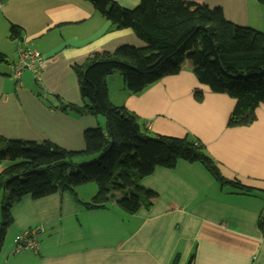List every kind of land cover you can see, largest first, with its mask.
<instances>
[{"label":"crops","instance_id":"obj_1","mask_svg":"<svg viewBox=\"0 0 264 264\" xmlns=\"http://www.w3.org/2000/svg\"><path fill=\"white\" fill-rule=\"evenodd\" d=\"M110 1L128 10L141 3ZM185 1L220 8L229 22L264 34V6L256 0ZM12 26L22 29L19 39L11 37ZM20 44L42 55L39 81L29 71L22 83L13 79ZM124 45L145 47L133 30L114 28L86 0H0V135L83 151L84 132L103 125L100 116L64 109L84 106L74 67ZM108 89L111 102L138 116L148 135L190 137L224 178L253 193L221 186L201 164L180 162L140 181L158 200L135 215L115 204L87 209L95 184L76 194L27 196L11 211L15 235L9 244L6 236L0 264H172L176 256L178 264H264V105L252 125L230 127L236 101L200 84L191 67L138 95L130 96L116 74ZM196 92L204 95L202 102ZM7 167L0 164V175ZM37 228H43L38 250L17 251L15 238Z\"/></svg>","mask_w":264,"mask_h":264},{"label":"trees","instance_id":"obj_2","mask_svg":"<svg viewBox=\"0 0 264 264\" xmlns=\"http://www.w3.org/2000/svg\"><path fill=\"white\" fill-rule=\"evenodd\" d=\"M118 30L131 29L145 47L124 45L113 53H99L83 66H75L83 107L65 106L80 116H103L106 132H84L85 148L68 151L50 141L10 140L0 135V253L9 228L11 211L24 197L42 199L71 192L88 184L97 186L87 209H118L135 215L150 210L155 192L140 186L157 168L174 170L178 163L201 164L221 186L244 193L253 190L224 178L205 147L190 137H152L140 119L109 96L108 78L119 75L131 95L143 93L164 78L178 76L191 67L198 82L214 94L236 101L229 126H250L255 111L264 105V34L229 22L220 8L185 0H141L133 10L110 0H86ZM264 6V0H256ZM22 29L11 27L19 39ZM5 58L0 53V62ZM202 102L204 95L196 92ZM63 109V110H64ZM99 156L98 159H96ZM95 157L90 164L75 165L74 158ZM264 229V215L261 218ZM176 256L172 264H178Z\"/></svg>","mask_w":264,"mask_h":264},{"label":"built area","instance_id":"obj_3","mask_svg":"<svg viewBox=\"0 0 264 264\" xmlns=\"http://www.w3.org/2000/svg\"><path fill=\"white\" fill-rule=\"evenodd\" d=\"M42 66V55L24 44H20L17 50V60L12 66L13 79L16 83H22L23 74L29 71L39 81ZM42 230L43 228H37L18 235L15 238L16 250H33L36 252L38 250V237Z\"/></svg>","mask_w":264,"mask_h":264},{"label":"rangeland","instance_id":"obj_4","mask_svg":"<svg viewBox=\"0 0 264 264\" xmlns=\"http://www.w3.org/2000/svg\"><path fill=\"white\" fill-rule=\"evenodd\" d=\"M4 70L7 72L6 66H4ZM129 95L131 96V94H129ZM100 117L102 118V125H103L102 127H103V129H105L107 127V121H106L105 117H103V116H100ZM141 124L143 125L142 121H141ZM98 158H99V156L96 159H98ZM96 159H95V157H77V158H74L73 162L75 163V165L79 166V165H83V164L93 163ZM1 217L2 216H1V211H0V228H1V221H2ZM14 235H12V230H9L7 238H6L7 244L11 243V240L13 239Z\"/></svg>","mask_w":264,"mask_h":264}]
</instances>
